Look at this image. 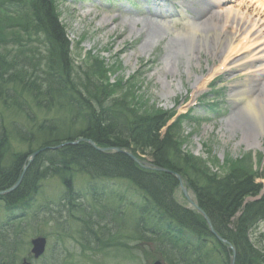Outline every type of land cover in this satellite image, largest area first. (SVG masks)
Returning a JSON list of instances; mask_svg holds the SVG:
<instances>
[{"label": "rangeland", "instance_id": "1", "mask_svg": "<svg viewBox=\"0 0 264 264\" xmlns=\"http://www.w3.org/2000/svg\"><path fill=\"white\" fill-rule=\"evenodd\" d=\"M195 1L173 0V6L174 9L180 10L179 4H186L190 9H198L199 7L194 4ZM106 2L107 0H62L56 5L60 21L65 27L72 46L75 47L76 41H79V46L73 51L75 64L79 66L77 69L79 75L83 77L84 72L90 74L93 69L97 73L103 71L104 75H107L108 84L112 87L109 95L131 99L130 102L135 110L138 109L137 106H140V115L171 113V120L167 124L170 128L169 134L177 145H182V153L187 152L188 155L193 156L191 158V161L194 162L192 173H203L210 177L216 174L214 177L219 178L232 168H241L259 175L258 181L264 189V136H259L260 147H247L243 141L242 131L238 129L235 132H229L224 129L225 121L220 119L225 113L229 114L230 109H233V105L229 102V91L232 84L243 81L249 76L240 75L236 70L226 72V75L215 81V86L211 90H205L206 101L204 103L208 102L212 106H217L218 113L209 108H197L191 112L190 120H183L178 128L177 123L172 124V121L189 111V104L184 101L181 103L179 97L184 95L185 89H190L191 84L198 76H205L211 66H217V62L215 61L214 64V60L206 57L204 53H200L198 65L190 66L191 79L187 78L186 67L182 65V62L176 66L177 72L173 76L165 74L164 63L160 60L164 57L166 39L159 41L150 52L140 54L142 24L137 23L139 32L130 34L129 28L125 24L127 20L140 17L145 0H110L111 7H107ZM132 2L139 4L138 8L128 5ZM181 8L185 9L183 6ZM186 12L192 16L193 11L188 9ZM173 25L176 29L181 27L178 23H173ZM6 50L8 51L9 48L5 47L3 52ZM88 52L94 57V62L85 66L83 57ZM14 54V51H10L8 56L12 57ZM161 54L163 56L160 59ZM128 58L130 59L127 62ZM23 65L29 70L33 67L31 64L29 67L26 61ZM35 66H39L36 70L38 72L39 69L38 77H42L41 72L46 69L45 65L35 63ZM70 77L78 81L76 75L73 74ZM164 77L165 80L172 81L171 90L174 92L167 99L161 97L162 85L159 80ZM123 80L127 81L126 85L116 87V82ZM261 84L255 82L253 87L258 89ZM175 85L178 87L176 88ZM5 90L4 93L12 92L9 88H5ZM103 94L106 95V93ZM11 97L13 98L12 102L10 101L11 105H9L10 102L5 103L4 99L0 100V137L2 138H0V144L2 143L0 150L8 147L5 148L6 151L14 157L17 154L28 155L38 146V142H36L38 138L31 137L28 131L41 129L40 127L44 126L46 119L53 120L59 118V115L54 114L55 111L48 115L37 111L31 107L28 97L27 102L16 95ZM53 99L59 101L57 98ZM175 100L179 107L173 110ZM15 101L23 102L24 109L15 106ZM242 106L240 105V107ZM261 109L263 110V108ZM95 111L98 112L96 109ZM260 114L263 118L264 113ZM28 116L32 118V123L27 120ZM69 116L71 117V114ZM262 118L260 119L262 120ZM71 119L77 121V118ZM16 130L26 133L28 140L22 141L18 136L10 134L11 131L17 134ZM164 131L162 130L161 134ZM21 136L25 135L21 134ZM100 147L105 148L104 146ZM111 148L109 152H113L115 149ZM141 157L143 161L151 162V158ZM180 167L185 169L186 164L182 161ZM187 170L190 168L185 169V174ZM178 175L180 181L184 183L182 172ZM71 181L74 191L72 197L75 198L76 195L80 197L76 202L80 207L74 211L67 212L61 205L60 200L65 195V189L61 184L62 180L57 177L47 178L40 183L30 214L22 220L24 226H21V231L8 237V234L12 232L11 229L14 228L8 227L9 230H7L5 226L2 228L0 225V264H24L23 260L31 261V264H153L160 260L159 255L146 243L138 241V238L143 234L140 231H135L139 216L137 209L142 204V196L132 184L123 180H100L93 183L81 174H74ZM259 182L256 181V183ZM91 184L96 189V195L91 192ZM199 184L203 185L200 180ZM100 193H103V200L98 199ZM188 194L191 199H194L190 191ZM173 198L179 205L191 209L182 197L178 185ZM109 211L113 212L112 216ZM116 213H118L120 226L111 232L110 229L115 224L109 223L111 220L117 221V217L114 215ZM16 215L19 214L16 213ZM203 215L205 214L203 213ZM3 218L6 217L0 206V223H3ZM89 231L93 232L94 236L100 235L104 231L102 241L99 244L94 241L93 235ZM3 232H5L4 236L1 237ZM251 235L253 242L259 248H264V223L259 224ZM38 236L45 238L46 252L43 258L33 260L29 253L31 248L29 242L31 238ZM4 244H12L5 253L1 252ZM3 257H8V259Z\"/></svg>", "mask_w": 264, "mask_h": 264}, {"label": "trees", "instance_id": "2", "mask_svg": "<svg viewBox=\"0 0 264 264\" xmlns=\"http://www.w3.org/2000/svg\"><path fill=\"white\" fill-rule=\"evenodd\" d=\"M55 1L0 0V100L12 102L11 96L16 95L27 102L28 97L31 107L37 111L46 115L55 111L54 114L59 115V118L52 121L46 119L44 126L35 129L36 132L33 129L28 131L31 137L38 138L36 149L56 147L82 138L92 141L98 147L130 149L132 153L148 150L156 166L177 174L182 172L197 197L199 207L209 217L216 232L236 248L235 264H261L264 259L252 249L246 233L257 220L264 218V198L246 205L235 223L230 222L240 210L245 197L255 196L259 191V187L253 183L252 175L236 168L220 179L203 173H192L193 163L175 148V141L170 134L160 137L159 131L165 124L164 117L140 116L136 110L129 108L124 97L107 102L110 97L109 92H106L109 86L103 80V71L98 74L92 71L81 77L70 65L69 45L64 38L63 27L57 22ZM5 47L9 50L3 52ZM10 51L15 53L12 57L8 56ZM25 61L29 67L30 64L33 66L30 70L23 65ZM35 63L45 65L42 77H38L39 69L38 72L36 69L39 66H35ZM73 74L78 77V81L70 77ZM5 88L12 92L4 93ZM103 93H106V97H103ZM14 105L24 109L21 101H15ZM70 118H77V121ZM27 120L32 123L30 116ZM16 132L19 135L13 132L14 136L22 141L28 140L26 133ZM5 148L0 150V167L3 170L0 174V187L7 186L5 183L11 179L9 182L14 183L27 156H10ZM182 161L186 164L185 169L190 168L186 174L185 169L180 167ZM8 168L10 171L5 174ZM71 172L85 173L94 179L112 176L126 178L146 198L142 214L148 216L154 213L163 222L167 218L182 223L185 220L197 237L209 238L205 224L173 202L171 195L176 183L172 176L143 172L124 155L99 153L85 142L38 154L20 187L8 198L16 199L30 191L35 192L41 179L54 176L63 178ZM199 180L203 185L199 184ZM231 224L234 230H230ZM12 234L16 235L17 232ZM149 236L146 238L147 243H160L165 234L154 230ZM215 246L218 252H224V248L217 242ZM2 247L3 253L9 250L5 245ZM187 248L188 252L199 251L198 246ZM205 255L202 249L200 257ZM220 263L227 264V258L219 260ZM196 264L211 263L208 256H205L196 260Z\"/></svg>", "mask_w": 264, "mask_h": 264}, {"label": "bare ground", "instance_id": "3", "mask_svg": "<svg viewBox=\"0 0 264 264\" xmlns=\"http://www.w3.org/2000/svg\"><path fill=\"white\" fill-rule=\"evenodd\" d=\"M194 4L199 7L195 10L197 17L199 13L207 15L202 22L195 18L186 22L178 21V19L174 20L175 22H155L144 19L127 20L125 24L129 28V34L139 32L137 23H145L143 28L151 27L144 35L140 54L150 52L159 41L166 39L163 69L167 75L173 76L177 72L176 66L182 62V65L186 67L187 78L191 79L190 66L198 65L200 53H204L206 57L214 60V64L215 61L218 64L216 68L208 69L209 75L213 76L219 70H236L240 75H248L249 77L245 80L234 82L230 88L229 102L233 105L234 111L225 120L224 129L231 133L239 129L244 134L243 141L247 147H260L259 136H264V116L262 118L260 114L264 113V80L258 89L253 87V83L255 80L260 82L264 79V0H196ZM173 23H178L181 27L176 29ZM64 38L67 39L65 34ZM253 78H255L254 81ZM165 79L164 77L159 81L162 85L161 97L167 99L174 92L171 90L172 81ZM175 87L177 88L178 85ZM240 105L243 106L240 107ZM10 134L13 135L12 131ZM56 148L59 149L61 146ZM34 159L29 157L27 162L23 161L21 169L23 167L25 169L18 174L14 183L9 182L11 179L5 183L7 186H1L0 194L10 186L20 187ZM9 171L8 168L4 173ZM2 172L0 167L1 175ZM40 183L39 181L38 184ZM19 191L21 192V189ZM12 211L11 208L5 209V217Z\"/></svg>", "mask_w": 264, "mask_h": 264}, {"label": "water", "instance_id": "4", "mask_svg": "<svg viewBox=\"0 0 264 264\" xmlns=\"http://www.w3.org/2000/svg\"><path fill=\"white\" fill-rule=\"evenodd\" d=\"M92 147L93 144L92 143H89ZM36 154H33L31 157H34ZM42 247H43V242L42 241H38V244L36 245V248H35V253L36 255H39L42 251Z\"/></svg>", "mask_w": 264, "mask_h": 264}]
</instances>
